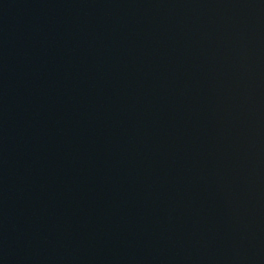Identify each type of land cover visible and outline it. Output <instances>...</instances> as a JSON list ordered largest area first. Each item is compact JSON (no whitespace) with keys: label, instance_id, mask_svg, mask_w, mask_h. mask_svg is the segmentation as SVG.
<instances>
[{"label":"water","instance_id":"1","mask_svg":"<svg viewBox=\"0 0 264 264\" xmlns=\"http://www.w3.org/2000/svg\"><path fill=\"white\" fill-rule=\"evenodd\" d=\"M0 264H264V0H0Z\"/></svg>","mask_w":264,"mask_h":264}]
</instances>
